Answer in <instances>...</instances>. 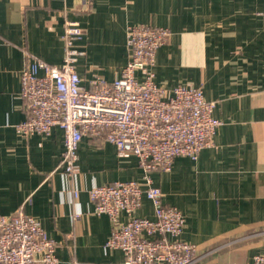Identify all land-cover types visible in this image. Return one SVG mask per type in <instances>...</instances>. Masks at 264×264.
I'll use <instances>...</instances> for the list:
<instances>
[{
    "label": "crops",
    "instance_id": "obj_1",
    "mask_svg": "<svg viewBox=\"0 0 264 264\" xmlns=\"http://www.w3.org/2000/svg\"><path fill=\"white\" fill-rule=\"evenodd\" d=\"M66 22L83 29L76 48L86 52L78 72L87 86L97 76L121 78L129 27L170 30L157 52L156 84L202 88L222 125L197 160L176 158L171 171L151 173L153 183L163 204L183 214L179 239L196 247L197 264H253L264 254V0H0V214L23 209L36 218L57 242L60 264H124L121 250L106 248L112 223L94 213L89 191L142 182L138 159L85 137L68 178L60 128L27 138L16 130L27 118V55L60 66ZM134 215L154 220V206L144 198Z\"/></svg>",
    "mask_w": 264,
    "mask_h": 264
},
{
    "label": "built area",
    "instance_id": "obj_2",
    "mask_svg": "<svg viewBox=\"0 0 264 264\" xmlns=\"http://www.w3.org/2000/svg\"><path fill=\"white\" fill-rule=\"evenodd\" d=\"M83 34L78 23H65L60 66L27 55L29 63L20 73L27 118L16 130L27 138L51 135L60 128L65 144L61 171L68 178L78 172L85 137L113 144L121 158L136 157L142 182L93 186L89 191L94 213L112 223L106 248L121 250L124 264H197L196 247L179 239L183 214L163 204L151 173L171 171L178 157L197 160L203 149L214 145L222 125L213 116L215 103L205 99L202 88L190 84L173 90L156 84L157 52L169 42L171 32L146 24L127 30L130 59L121 78L109 82L97 76L85 85L78 63L86 52L76 48ZM73 194L78 197L79 192ZM144 198L154 206V220L134 215ZM122 213L129 217L127 222L120 221ZM57 247L41 223L23 209L10 216L0 214V264H60ZM253 264H264V254Z\"/></svg>",
    "mask_w": 264,
    "mask_h": 264
}]
</instances>
